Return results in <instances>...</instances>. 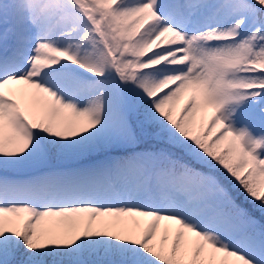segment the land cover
<instances>
[{
  "label": "snow or ice",
  "instance_id": "6c2138e0",
  "mask_svg": "<svg viewBox=\"0 0 264 264\" xmlns=\"http://www.w3.org/2000/svg\"><path fill=\"white\" fill-rule=\"evenodd\" d=\"M0 264H264V0H0Z\"/></svg>",
  "mask_w": 264,
  "mask_h": 264
}]
</instances>
